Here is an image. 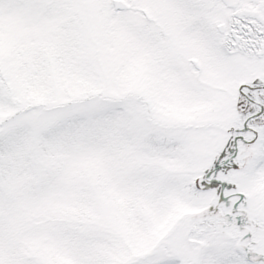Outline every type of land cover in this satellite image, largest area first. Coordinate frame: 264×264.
Masks as SVG:
<instances>
[{
  "label": "snow or ice",
  "instance_id": "snow-or-ice-1",
  "mask_svg": "<svg viewBox=\"0 0 264 264\" xmlns=\"http://www.w3.org/2000/svg\"><path fill=\"white\" fill-rule=\"evenodd\" d=\"M0 264H264V0H0Z\"/></svg>",
  "mask_w": 264,
  "mask_h": 264
}]
</instances>
